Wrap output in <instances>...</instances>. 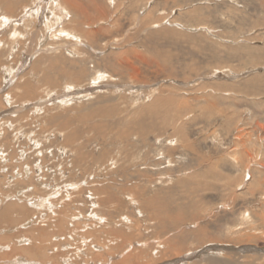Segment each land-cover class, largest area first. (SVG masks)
Segmentation results:
<instances>
[{
    "label": "rangeland",
    "instance_id": "374dc122",
    "mask_svg": "<svg viewBox=\"0 0 264 264\" xmlns=\"http://www.w3.org/2000/svg\"><path fill=\"white\" fill-rule=\"evenodd\" d=\"M12 5L13 18L7 25L0 22V122L8 130H0V168L23 172L31 167L35 176L0 175V197L13 195L24 202L51 198L57 206L50 207L52 213H61L57 218L65 226L51 236L57 233L56 245L76 264H264V0H12ZM18 34L28 38L22 49ZM82 54L89 58L79 62ZM120 54L136 67L137 81L130 77L132 69L124 68L117 80L95 73H104L101 59L116 61ZM41 56L42 68L57 60L55 76L60 67L72 64L85 67L86 76L71 83L57 78L55 88L39 83L38 91L21 101L20 78L28 73L29 82L37 84L29 72ZM6 93L12 104L4 102ZM18 113L35 115L9 127ZM41 165L47 176H39ZM8 180L14 182L5 187ZM152 205L170 218L180 212L183 220L162 230L146 216L156 210ZM29 208L33 218L21 229L42 226L45 231L52 228L45 226L48 221L56 224V217L48 220L50 208ZM5 227L10 228L5 234L18 236L14 225ZM92 240L98 248L91 246ZM131 253L132 263L124 262Z\"/></svg>",
    "mask_w": 264,
    "mask_h": 264
},
{
    "label": "bare ground",
    "instance_id": "6f19581e",
    "mask_svg": "<svg viewBox=\"0 0 264 264\" xmlns=\"http://www.w3.org/2000/svg\"><path fill=\"white\" fill-rule=\"evenodd\" d=\"M54 1V0H53ZM112 4V3H111ZM20 5V4H19ZM35 5V4H34ZM21 6V5H20ZM1 7H3V9H2V11H1V13H0V22H2V24H6L7 23V21L6 20H8V19H11V18H13V17H11L12 16V7H13V5H12V0H0V9H1ZM38 7V6H37ZM61 6L59 5L57 8H60ZM62 7H63V5H62ZM67 7V6H66ZM23 8V7H22ZM30 8V7H29ZM68 8V7H67ZM127 8H128V10L129 9H131L132 8V5H129V6H127ZM31 9H32V7H31ZM36 9V8H35ZM44 9V8H43ZM72 9V8H71ZM25 10V9H24ZM64 10V9H63ZM27 12V11H26ZM35 12V11H34ZM67 11L65 10V13H66ZM44 13V12H43ZM103 13V12H102ZM28 14H30V12L28 13ZM32 14H33V12H32ZM68 14V13H67ZM26 15V14H25ZM25 15H24V17H25ZM31 15V14H30ZM30 15H29V18H30ZM71 15V14H70ZM15 16V15H14ZM35 16V15H34ZM51 16V15H50ZM65 16V15H64ZM69 16V15H68ZM23 17V18H24ZM70 17V16H69ZM32 18V17H31ZM26 19V18H25ZM28 19V18H27ZM46 19V18H45ZM52 19V18H51ZM61 19V18H60ZM60 19H58V21L60 20ZM17 21V20H16ZM25 21V20H24ZM61 21V20H60ZM18 22V21H17ZM56 22H57V20H56ZM16 23V22H15ZM47 23H49L48 21H47ZM55 22L53 21V24H54ZM60 23V22H59ZM66 23H68V22H66ZM65 23V24H66ZM2 24L0 23V26H2ZM27 24V23H26ZM51 24V23H50ZM71 24V23H70ZM75 24H77V23H75ZM80 24V23H79ZM83 24V23H82ZM113 24L114 25H118V23H117V20H114L113 19ZM7 25V24H6ZM15 25V24H14ZM48 25V24H47ZM86 25V24H85ZM179 25V24H178ZM177 25V26H178ZM51 26H52V24H51ZM53 27V26H52ZM84 27V26H83ZM13 28V27H12ZM48 27H46V29H47ZM50 28V27H49ZM49 28H48V30H49ZM13 29H15V28H13ZM45 29V28H44ZM51 31L53 30V29H50ZM66 30V29H65ZM11 31V30H10ZM27 31V30H26ZM63 31V30H62ZM70 32V31H69ZM26 33V32H25ZM10 34V33H9ZM65 34V33H64ZM84 34V33H83ZM90 35H92V36H94V34H93V32H90L89 33ZM88 34V36H84V37H89L90 35ZM18 35H20L19 36V38H20V42H21V44H22V47H20L21 49L24 47L23 45L25 44V41H26V39H28V38H26V39H24V37L26 36V34H18ZM25 35V36H24ZM46 35V34H45ZM37 35H34L33 36V38H35ZM61 36V35H60ZM14 37H16V36H14ZM13 37V38H14ZM12 38V39H13ZM18 38V37H17ZM16 38V39H17ZM11 39V38H10ZM62 39H64V37L62 38ZM38 41L40 40L39 38L37 39ZM44 40V39H43ZM68 40V39H67ZM10 41H14V40H10ZM19 41V40H18ZM66 41V40H65ZM71 41H73V40H71ZM88 41H90V39L88 40ZM2 43V39H0V44ZM11 43V42H10ZM16 43V42H15ZM87 43V42H86ZM9 44V43H8ZM2 45V44H1ZM1 45H0V60H1V57H3V49H2V47H1ZM87 45V44H86ZM88 46V45H87ZM72 47V46H71ZM19 49V48H18ZM5 50V49H4ZM20 50V49H19ZM56 51V50H55ZM52 52V51H51ZM74 54H77L78 52H73ZM135 53V52H134ZM3 54V55H2ZM10 54V53H9ZM88 54V53H87ZM87 54H82L83 56L82 57H79L80 59L81 58H84V59H82V60H79V62H83V61H85V60H87V58H89V57H87L88 55ZM112 54V53H111ZM110 54V55H111ZM115 54V53H114ZM114 54H112V55H114ZM117 54V53H116ZM115 54V55H116ZM121 55V56H120ZM119 56L117 55V60L115 61V57L114 58H112V60L111 61H108V60H106L105 62H103V60L101 59V61H102V65H103V68L101 69L99 66H98V64H97V69L98 68H100L101 69V71H103L104 73H101L100 71H96V69H95V73H97V74H101V75H105L106 77H109L110 79H114V80H117V79H120V78H122L121 76H123L124 75V71H122V70H124V68H126V69H132V70H134V72L132 73V74H130V77L132 78V79H134V81L136 80L137 81V75H138V71H137V69H136V67L135 66H133L129 61H127V59L123 56V54H120ZM54 56V55H53ZM6 57V56H5ZM43 56H41V57H39L38 59H36V61H34V63H32L31 64V67H30V74H31V76H33L34 78H36V80H37V84L36 83H34V84H36V85H34V84H32L31 82H29V80L27 79V78H30L29 77V75H28V73L26 74H24V76L22 75V78H20L22 81H23V84L22 85H20V83H19V85L21 86L20 87V89H21V93L20 94H22V96H20L21 98H22V100L21 101H23V99H25L24 98V95L25 96H29V95H31V94H35L38 90L37 89H39L38 88V86H40V85H52V87H54L55 88V86H58V84H60L58 81H56L57 80V78H63L64 80H65V83H66V81L67 80H69L70 79V83L72 82V81H76V82H82V80H83V78L86 76V68L85 67H82L81 65H73L72 64V67L71 68H68V69H66V68H64V67H60V71H57V75L55 76V75H53L52 74V72L54 71V69H55V65H56V62H57V60L56 59H53V60H55V61H52V60H49V66L48 67H46V68H42L41 66H40V63L43 61L42 58ZM50 58H52L51 56H49ZM6 61V60H5ZM70 61V60H69ZM3 62V61H2ZM69 63V62H68ZM42 64V63H41ZM118 64V69L117 68H115L114 66L115 65H117ZM84 65V64H83ZM1 66H3V63H1V61H0V67ZM65 66V65H64ZM74 66V67H73ZM76 68H77V70H76ZM26 72V71H25ZM132 72V71H131ZM41 76V77H40ZM94 77V76H93ZM129 77V78H130ZM104 78V77H103ZM130 78V79H131ZM95 79H100L99 77H97V78H95ZM140 79V78H139ZM19 80V79H18ZM88 80H90V78L88 79ZM101 80V79H100ZM113 80V81H114ZM22 81H21V83H22ZM31 81V80H30ZM103 81V80H102ZM111 81V80H110ZM133 81V82H134ZM140 81H141V79H140ZM34 82V81H33ZM36 82V81H35ZM56 82V83H55ZM115 82V81H114ZM39 83H40V85H39ZM91 83V82H90ZM99 83V85H100V82H98ZM56 84V85H55ZM74 84V83H73ZM76 84V83H75ZM66 85V84H65ZM83 85V84H82ZM18 86V85H17ZM77 86V85H76ZM44 87V86H43ZM47 87H49V86H47ZM66 88V87H65ZM41 89V88H40ZM49 89H51V88H49ZM73 89V88H72ZM34 90H36V91H34ZM43 90V89H42ZM69 90V89H68ZM67 90V91H68ZM20 91V90H19ZM47 92V91H46ZM13 94V93H12ZM11 94V95H12ZM49 94V93H48ZM15 95L16 94H14V96L13 97H15ZM19 95V94H18ZM4 97V96H3ZM9 97V94L8 93H6V95H5V99H4V102L6 101V103H11V101H10V99L8 98ZM12 97V98H13ZM19 97V99H21ZM33 97H34V95H33ZM36 97V96H35ZM34 97V98H35ZM33 98V99H34ZM169 98H171L170 96H169ZM18 99V100H19ZM37 99H38V96H37ZM36 99V100H37ZM179 99V98H178ZM13 100V99H12ZM18 100H16V102H17V104L18 103H20V102H18ZM27 100V99H26ZM29 100V99H28ZM31 100H32V98H31ZM30 100V101H31ZM35 100V99H34ZM64 100V99H63ZM155 100H157V99H155ZM173 100H174V98H173ZM173 100H172V103H173ZM176 100V99H175ZM20 101V100H19ZM14 102V101H13ZM12 102V103H13ZM29 102V101H28ZM41 102V101H40ZM171 102V101H170ZM2 103H3V101H2ZM11 103V104H12ZM39 103V102H38ZM15 104V103H14ZM16 104V105H17ZM25 104V103H24ZM119 104V103H118ZM171 103H167L166 105H170ZM22 105V104H21ZM21 105H18L19 107L21 106ZM27 105V104H26ZM11 106V105H10ZM156 106V105H155ZM163 106V105H162ZM165 106V105H164ZM163 106V107H164ZM5 107V106H4ZM9 107V106H8ZM18 107V108H19ZM145 107V106H144ZM171 107V106H170ZM169 107V108H170ZM0 108H2V107H0ZM152 108V107H151ZM164 108H166V107H164ZM3 109V108H2ZM38 109H39V107H38ZM156 109V108H155ZM171 109V108H170ZM36 110V109H35ZM34 110V111H35ZM46 110V109H45ZM6 111V110H5ZM14 111V110H13ZM17 111V110H16ZM15 111V112H16ZM19 111V110H18ZM31 111H32V109H31ZM34 111H32L33 113H34ZM170 111V110H169ZM21 113V112H20ZM46 113V112H45ZM16 116H17V114H15ZM33 115H35V114H33ZM33 115H29L28 113H26V114H21L20 115V117H19V113H18V119H16V120H10L11 122H10V124H8V126L9 127H11L12 125H11V123H13V121H19L20 122V124H21V122H22V120L23 119H31V120H33ZM37 115V114H36ZM39 115V114H38ZM38 115H37V117H38ZM15 116V117H16ZM36 117V116H35ZM40 117V116H39ZM46 115L44 116V118L46 119ZM87 117V116H86ZM13 118V117H12ZM50 118V117H49ZM15 119V118H14ZM40 119H41V121L40 122H42V118L40 117ZM52 119L54 120V117H51L50 119H48V120H51L52 121ZM66 119V118H65ZM139 119V118H138ZM9 120V119H8ZM7 120V121H8ZM37 120H39V118L37 119ZM36 120V121H37ZM44 121V120H43ZM51 121H50V123H51ZM55 121V120H54ZM59 121V120H58ZM18 122V123H19ZM26 122H28V120H26ZM134 122V121H133ZM132 122V123H133ZM136 122V121H135ZM25 123V122H24ZM39 123V122H38ZM38 123H36V124H38ZM53 123V122H52ZM137 123V122H136ZM6 124V122L5 121H2V122H0V130H3V131H8L7 129H4L2 126L3 125H5ZM42 124V123H41ZM44 124V123H43ZM42 124V126H44ZM139 124V123H138ZM141 124H142V122H141ZM147 124V123H146ZM16 125H18V124H16ZM26 125H27V123H26ZM26 125H25V129H26ZM29 125V124H28ZM62 125V124H61ZM127 125V124H126ZM151 125V124H150ZM163 125H164V123H163ZM24 126V125H23ZM41 126V125H40ZM129 126V125H128ZM153 126V125H152ZM151 126V127H152ZM45 127V126H44ZM50 127H52V126H50ZM93 127V126H92ZM137 127H139V126H137ZM21 127L20 126H17V127H15L14 129L16 130L17 129V131L18 130H21L20 129ZM31 128V127H30ZM42 128V127H41ZM60 128V127H59ZM62 128V127H61ZM66 128V127H65ZM140 128V127H139ZM63 129V128H62ZM127 129H128V127H127ZM126 129V131H128ZM23 130V129H22ZM42 130V129H41ZM49 130V129H48ZM60 130V129H59ZM88 130V129H87ZM140 130V129H139ZM146 130H148V129H146ZM146 130L145 131H143V132H145L146 133ZM156 130V129H155ZM29 131V130H28ZM33 131V130H32ZM56 131H57V129H56ZM66 131V130H65ZM68 131V130H67ZM131 131H132V129H131ZM134 131H135V129H134ZM149 131H150V129H149ZM44 132V131H43ZM52 132V131H51ZM74 132H75V130H74ZM125 132V131H124ZM124 132H122L123 134H124ZM142 133V131H138V133ZM34 133V132H33ZM32 133V134H33ZM50 133V132H49ZM55 133H57V132H55ZM54 133V134H55ZM59 133V136H60V132H58ZM61 133H63L62 131H61ZM69 133V132H68ZM76 133H78V131L76 132ZM150 132H148V134H149ZM18 134H20V133H18ZM41 134V133H40ZM51 134V133H50ZM66 134H67V132H66ZM71 135H72V133H70ZM74 134V133H73ZM126 134V133H125ZM132 134V133H131ZM144 134V133H143ZM33 135H35V134H33ZM36 135H37V133H36ZM45 135H47L46 134V132H45ZM77 135H79V134H77ZM81 135V134H80ZM106 135V134H105ZM118 135V134H117ZM142 134H140V136H141ZM146 135H147V133H146ZM145 134H144V137L146 136ZM24 136V135H23ZM25 136H26V134H25ZM40 136H42V135H40ZM40 136H38V137H40ZM67 136H68V134H67ZM121 136V135H120ZM123 136V135H122ZM121 136V137H122ZM135 136V135H134ZM139 136V137H140ZM160 136V135H159ZM2 137V136H1ZM55 137H57V136H55ZM65 137V136H64ZM77 137H79V136H77ZM120 137V138H121ZM125 136H123V138H124ZM69 138V137H68ZM73 138V137H72ZM76 138V137H75ZM74 138V139H75ZM146 138V137H145ZM4 138H2V140H3ZM29 139V138H28ZM58 139V138H57ZM56 139V140H57ZM63 139V138H62ZM70 139V138H69ZM79 139V138H78ZM77 139V140H78ZM88 139V138H87ZM104 139V138H103ZM38 142H39V140L38 139H36ZM47 140V139H46ZM55 140V141H56ZM67 140V139H66ZM123 140H125V139H123ZM128 140V139H127ZM142 140H144V139H142ZM159 140V139H158ZM20 141V140H19ZM30 141V140H29ZM35 141V140H34ZM64 141V140H63ZM72 141H73V139H72ZM91 141V140H90ZM105 141V140H104ZM38 142H36V143H38ZM43 142V141H42ZM68 142V141H67ZM74 142H75V140H74ZM87 142H89V141H87ZM11 143H13V142H11ZM49 143V142H48ZM65 143L66 142H64V146H65ZM77 143V142H76ZM90 143V142H89ZM128 143V142H127ZM34 144H35V142H34ZM52 144H54V143H52ZM51 144V145H52ZM67 144V143H66ZM75 144V143H74ZM78 144V143H77ZM81 144V143H80ZM85 144V143H84ZM143 144V143H142ZM4 145V144H3ZM22 145V144H21ZM24 145H25V143H24ZM40 145V144H39ZM43 145V144H42ZM49 145V144H48ZM127 145V144H126ZM41 146V145H40ZM61 146H63V145H61ZM67 146H71V143H70V145H67ZM83 146V145H82ZM87 146V145H86ZM49 147V146H48ZM83 147H85V146H83ZM38 148H40V147H38ZM42 148V147H41ZM66 148V147H65ZM69 148V147H68ZM67 148V149H68ZM74 148V147H73ZM37 149V148H36ZM46 149H50V147L49 148H45V149H42L43 151L44 150H46ZM71 149V148H70ZM78 150V148L76 147L75 148V150ZM41 150V151H42ZM138 150V149H137ZM142 150V149H141ZM174 150V149H173ZM47 151V150H46ZM122 151V150H121ZM139 151V150H138ZM38 152V154L40 153V151H37ZM50 152V151H49ZM66 152V151H65ZM75 152V151H74ZM80 152V151H79ZM88 152V151H87ZM140 152V151H139ZM142 152V151H141ZM31 153V152H30ZM43 153V152H42ZM54 153V152H53ZM76 153V152H75ZM28 154V153H27ZM47 154V153H46ZM55 154V153H54ZM65 154V153H64ZM67 154V153H66ZM80 154V153H79ZM86 154V153H85ZM92 154V153H91ZM203 154V153H202ZM21 155V154H20ZM24 155H25V153H24ZM32 155H34V154H32ZM74 155H76V154H74ZM139 155V154H138ZM160 155V154H159ZM173 155V154H172ZM31 156V155H30ZM37 157L39 156V155H36ZM134 156V155H133ZM164 156H166V155H164ZM28 157V156H27ZM26 157V158H27ZM35 157V156H34ZM46 157V156H45ZM67 157V156H66ZM26 158H24V159H26ZM40 158V157H39ZM70 158H72V157H70ZM134 158H136V157H134ZM21 159V158H20ZM33 159V158H32ZM102 159V158H101ZM100 159V160H101ZM3 160L4 159H1L0 161L1 162H3ZM50 160H51V158H50ZM80 160V159H79ZM125 160V159H124ZM145 160V159H144ZM23 161V160H22ZM32 161V160H31ZM48 161H49V159H48ZM106 161V160H105ZM145 161H147V160H145ZM53 162V161H52ZM69 162H70V160H69ZM78 162H80V161H78ZM130 162V161H129ZM132 162V161H131ZM45 163V162H44ZM48 163V162H47ZM74 163L76 164V162L74 161ZM93 163V162H92ZM102 164H103V162H101ZM24 164V163H23ZM30 164H32V162H30ZM75 164H73V165H75ZM132 164V163H131ZM169 164V163H168ZM77 165V164H76ZM137 165V164H136ZM23 166V165H22ZM34 166V165H33ZM48 166V165H47ZM55 166H56V164H55ZM58 166H59V164H58ZM65 166V165H64ZM71 167H72V165H70ZM69 166V167H70ZM79 166V167H78ZM132 166H134V165H132ZM42 167V165L41 166H37V168H36V170L37 171H39V176L41 177V176H44L45 175V173L46 172H44V170H43V167H42V170H40V168ZM53 167V166H52ZM66 167L67 166H65L64 168L66 169ZM74 167V166H73ZM77 167L78 168H80V163H79V165H77ZM86 167V166H85ZM88 167V166H87ZM33 168V167H32ZM62 168V167H61ZM82 168V167H81ZM103 168V167H102ZM105 168V167H104ZM103 168V169H104ZM46 169V168H45ZM48 169V168H47ZM52 169H55V168H52ZM63 169V168H62ZM77 169V168H76ZM83 169V168H82ZM89 169H90V167H89ZM109 169H110V167H109ZM112 169V168H111ZM134 169V168H133ZM14 169H12V171H9V169H7V170H5V167L4 168H0V175H2V176H5V177H9V178H11V179H15V178H19V176H35V173H34V171H33V173H32V170H31V167L30 168H24L22 171L23 172H21V171H16V170H14ZM49 170V169H48ZM57 170V169H56ZM64 170V169H63ZM73 170H75V168H73ZM88 171V169H84L83 171ZM91 170V169H90ZM94 170H95V168H94ZM99 170V169H98ZM51 171V170H50ZM70 171H71V168H70ZM78 171V170H77ZM81 171V170H80ZM80 171H78V172H80ZM103 171H105V170H103ZM123 171V170H122ZM49 172V171H48ZM47 172V173H48ZM59 172V171H58ZM68 172H69V170H68ZM72 172V171H71ZM75 172V171H74ZM89 172V171H88ZM93 172V171H92ZM108 172V170L106 171V173ZM112 172V171H111ZM3 173H5V175L3 174ZM61 173H62V171H61ZM81 173V172H80ZM85 173V172H84ZM101 173V172H100ZM108 173H110V172H108ZM33 174V175H32ZM54 174H56V173H54ZM60 174V173H59ZM71 174V173H70ZM86 174V173H85ZM88 174V173H87ZM95 174H97V173H95ZM105 174V173H104ZM112 174V173H111ZM114 174V173H113ZM49 175V174H48ZM61 175H63V174H61ZM73 175V174H72ZM90 175H92V174H90ZM89 175V176H90ZM94 175V174H93ZM98 176H99V174H97ZM45 176H47V175H45ZM64 176V175H63ZM82 176V175H81ZM103 176V175H102ZM70 177V176H69ZM72 177V176H71ZM34 178V177H33ZM65 178V177H64ZM143 178V177H142ZM20 179V178H19ZM22 179V178H21ZM24 179V178H23ZM28 179V178H27ZM42 179V178H41ZM43 179H44V177H43ZM82 179V178H81ZM80 179V180H81ZM30 180H32V179H30ZM38 180V179H37ZM16 181V180H15ZM19 181V180H18ZM79 181V180H78ZM77 181V182H78ZM114 181V180H113ZM11 182H14L13 180H8V181H6V183H4L3 185H5V187H8L9 186V184L11 183ZM33 182H34V180H33ZM66 182V181H65ZM99 182V181H98ZM101 182V181H100ZM115 182V181H114ZM128 182V181H127ZM17 184H18V182H16ZM29 183V182H28ZM39 183V182H38ZM42 183V182H41ZM41 183H39V184H41ZM95 183V182H94ZM93 183V184H94ZM34 184V183H33ZM37 184V183H36ZM46 184V183H45ZM70 184V183H69ZM76 184V183H75ZM101 184V183H100ZM103 184V183H102ZM26 185V184H25ZM31 185V184H30ZM90 185H92V184H90ZM97 185H98V183H97ZM110 185V184H109ZM120 185V184H119ZM29 185H27V187H28ZM32 186V185H31ZM93 186V185H92ZM100 186V185H99ZM35 187V186H34ZM60 187V186H59ZM86 187V186H85ZM101 187V186H100ZM120 187H121V185H120ZM24 188V187H23ZM36 188V187H35ZM38 188V187H37ZM36 188V189H37ZM94 188L96 189V187L94 186ZM112 188V187H111ZM40 189V188H39ZM80 189V188H79ZM108 189V188H107ZM114 189V188H113ZM29 190V189H28ZM27 190V191H28ZM46 190V189H45ZM0 191H1V186H0ZM39 191V190H38ZM42 191V190H41ZM41 191H39V193H41ZM50 192V191H49ZM69 192V191H68ZM71 192V191H70ZM69 192V193H70ZM72 192H74L73 190H72ZM71 192V193H72ZM80 192V191H79ZM99 192V191H98ZM2 193V192H1ZM35 193V192H34ZM52 193V192H51ZM67 193V192H66ZM68 193V194H69ZM5 194V193H4ZM19 194V193H18ZM50 194V193H49ZM81 194V193H80ZM91 194V193H90ZM3 195V194H2ZM46 195V194H45ZM48 195V194H47ZM64 195H67V194H64ZM61 196V195H60ZM92 196V195H91ZM13 197V195L12 196H10V195H8V194H5L3 197H0V264H76V262H71V259H70V257H72V256H65V254L62 252V250H61V248H62V246L58 243L57 245H56V242L57 241H55L56 239H54L55 237H57V233H56V235L54 234L53 236H51V234H53L54 233V231H58V234H60V233H62L63 231H64V228H65V226H64V221H63V219L61 218V217H63L62 215H61V213H52V212H54L53 210L54 209H51L50 207H57V206H55V204L54 203H52L51 202V198L50 199H44V200H40L39 199V197H41V196H39L38 197V201H34L33 199H31V200H33V201H29V200H27L26 198V200H25V202H24V200H20V199H16V198H12ZM36 197V196H35ZM78 197V196H77ZM101 197V196H100ZM24 198V197H23ZM22 198V199H23ZM30 198V197H29ZM32 198V197H31ZM37 198V197H36ZM44 198V197H43ZM42 198V199H43ZM61 198V197H60ZM63 198V197H62ZM61 198V199H62ZM102 198V197H101ZM60 199V200H61ZM70 199H72V198H70ZM69 199V200H70ZM75 199V198H74ZM93 199H95V198H93ZM107 199H110V198H107ZM55 200V199H54ZM112 200V199H111ZM110 200V201H111ZM120 200V199H119ZM57 201V200H56ZM71 201V200H70ZM73 201V200H72ZM95 201V200H94ZM99 201V200H98ZM105 201V200H104ZM109 201V202H110ZM142 201V200H141ZM62 202H63V200H62ZM77 202V201H76ZM75 202V203H76ZM151 202H153V201H151ZM26 203H28V204H26ZM65 203V202H64ZM68 203V202H67ZM74 203V204H75ZM92 203V202H91ZM94 203V202H93ZM101 203V202H100ZM66 204V203H65ZM144 204V203H143ZM147 204V203H146ZM145 204V205H146ZM57 205V204H56ZM60 205V204H59ZM63 204H61V206H62ZM67 205V204H66ZM98 205V204H97ZM148 205L149 204H147V207L146 208H148ZM133 206V205H132ZM138 206V205H137ZM144 206V205H143ZM153 206V205H152ZM152 206H150V207H152ZM29 207H31L32 209H34L33 207H35V208H41V207H48V208H50V213H52L53 215L51 216L50 214V217H49V219L48 220H51L52 218L54 219L55 217V219H56V224H55V222L54 223H51V224H49L48 222L45 224V226H50V227H52L51 228V230L48 228V230H43L44 228H42V226L40 227L39 226V228H37V230H32V229H30V228H27V230L26 231H28V232H26L25 230H24V228L23 229H21V227H25V221H27V219L28 220H30L31 218H33V217H31V216H28L29 215V213H28V210L30 209ZM62 207H64V206H62ZM154 207V206H153ZM152 207V209L151 210H153L154 208L156 209V207H154L153 208ZM67 208V207H66ZM118 208V207H117ZM145 208V207H144ZM160 208V207H159ZM57 209V211H58V208H56ZM56 209H55V211H56ZM68 209V208H67ZM71 209H73V208H71ZM97 209V208H96ZM141 210H142V208H140ZM149 209L150 208H148L147 210L149 211ZM31 210V209H30ZM35 210H37V209H35ZM70 210V209H69ZM74 210V209H73ZM73 210H70V211H73ZM61 211H62V208H61ZM65 211V210H64ZM67 212H68V210H66ZM145 211V210H144ZM144 211H142V212H144ZM31 212V211H30ZM32 212H33V210H32ZM31 212V213H32ZM79 211H77L76 213H78ZM94 212V211H93ZM93 212H91V213H93ZM49 213V212H48ZM80 213V212H79ZM59 214L61 215V217L60 218H57V217H59ZM63 214V213H62ZM68 214V213H67ZM75 214V213H74ZM94 214V213H93ZM92 214V215H93ZM95 214H96V212H95ZM94 214V215H95ZM148 214V213H147ZM150 215H146V216H149L150 217V219L153 221H157V227L158 228H160V229H162V228H165V226H168L170 223H172V222H174L175 220H179V219H181V220H183L182 218L183 217H181V214L182 213H178V217L176 218H170V216H168L167 215V213L166 212H163V211H160V210H158V209H156V210H154L153 212H151V213H149ZM47 215V214H46ZM49 215H47V216H49ZM63 215H65V213L63 214ZM81 215V214H80ZM35 216V215H34ZM39 216H40V214H39ZM68 216V215H67ZM71 216V215H70ZM70 216H68V217H70ZM80 217V216H79ZM104 217V216H103ZM126 217V216H125ZM145 217V216H144ZM66 218V217H65ZM70 218H72V217H70ZM53 219L51 220V221H53ZM67 219V218H66ZM65 219V220H66ZM74 219H75V215H74ZM116 219V218H115ZM114 219V220H115ZM126 219H128V217L126 218ZM149 219V218H148ZM46 220H47V218H46ZM112 220V219H111ZM55 221V220H54ZM67 221V220H66ZM94 221V220H93ZM125 221V220H124ZM127 221V220H126ZM150 221V220H149ZM151 221V222H152ZM153 221V222H154ZM196 221V220H195ZM24 222V223H23ZM68 222V221H67ZM117 222V221H116ZM177 222V221H176ZM182 222V221H181ZM79 223V222H78ZM193 223V222H192ZM195 223V222H194ZM193 223V224H194ZM196 223H197V221H196ZM80 224V223H79ZM105 224V223H104ZM116 224V223H115ZM115 224H114V226H115ZM119 224V223H118ZM124 224H126V223H124ZM128 224V223H127ZM166 224V225H165ZM10 225H14L15 227V229L14 230H16V232H17V234H18V236H16L15 235V237L16 238H14V237H10V236H8L7 234H5V232H7V231H9L10 230V228L8 227V226H10ZM76 225V224H75ZM121 225V224H120ZM129 225V224H128ZM155 225V224H154ZM181 225V224H180ZM196 225V224H195ZM5 227V226H7L8 228H2V227ZM70 226V225H69ZM85 226V225H84ZM93 226H96V225H93ZM107 226V225H106ZM140 226V225H139ZM183 226V225H182ZM38 227V226H37ZM75 227V226H74ZM99 227V226H98ZM102 227V226H101ZM105 227V226H104ZM108 227V226H107ZM113 227V226H112ZM126 227V226H125ZM133 227V226H132ZM131 227V228H132ZM199 227V226H198ZM19 228V229H18ZM34 228V227H33ZM95 228V227H94ZM106 228V227H105ZM109 228V227H108ZM111 228V227H110ZM124 228V227H123ZM134 228V227H133ZM13 229H12V231H13ZM57 229V230H56ZM75 229H76V227H75ZM80 229H82V227L80 228ZM104 229V228H103ZM129 227H128V231H129ZM136 229V228H135ZM138 229V228H137ZM140 229V228H139ZM179 229V228H178ZM70 230H72L71 229V227H70ZM86 230V229H85ZM94 230V229H93ZM105 230V229H104ZM109 230V229H108ZM107 230V231H108ZM112 230V229H111ZM111 230H109V231H111ZM120 230H121V228H120ZM162 230H165V229H162ZM66 231H67V228H66ZM68 231H69V229H68ZM97 231V230H96ZM106 231V232H107ZM113 231V230H112ZM121 231H123V230H121ZM200 230H198V231H196V232H199ZM203 231V230H202ZM51 232V233H50ZM60 232V233H59ZM95 232V231H94ZM105 232V233H106ZM171 232V231H170ZM178 232V231H177ZM66 233H68L67 235L68 236H70L69 235V233L70 232H66ZM73 233V232H72ZM89 233H91V232H89ZM96 233V232H95ZM102 233H104V232H102ZM109 233V232H108ZM122 233V232H121ZM120 232L119 233H113V235L114 236H116V235H120L121 234ZM142 233V232H141ZM201 233V232H200ZM65 234V233H64ZM75 233H73V235H74ZM77 234V233H76ZM75 234V235H76ZM78 234H80V233H78ZM99 234V233H98ZM109 234H111V233H109ZM127 234V233H126ZM48 235L50 236V238L48 237ZM66 235V234H65ZM95 234H93V236H94ZM97 235V234H96ZM105 235V234H104ZM103 235V237H105ZM124 235V234H123ZM189 235V232L186 234H184V233H182V239H187L186 237ZM12 236H13V234H12ZM68 236H66V237H68ZM81 236H82V234H81ZM100 236H102V234L100 235ZM140 236V235H139ZM59 237V236H58ZM61 237H63L62 235H61ZM91 237H92V235H91ZM97 237H98V235H97ZM96 237V238H97ZM111 238H112V236H110ZM125 237V236H124ZM127 237V236H126ZM119 238V237H118ZM151 238V237H150ZM54 239V240H53ZM58 239V238H57ZM67 239V238H66ZM83 239V238H82ZM93 239H95V238H93ZM98 239H99V237H98ZM103 239V238H102ZM107 239V238H106ZM116 239H117V237H116ZM121 239H124L123 237L121 238ZM126 239V238H125ZM139 239V238H138ZM166 239H169V238H167L166 237ZM59 240H60V237H59ZM70 240V239H69ZM76 240V239H75ZM90 239H88V241H89ZM120 239H117V241H119ZM131 240V239H130ZM134 240H136L135 238H134ZM74 241V240H73ZM95 241V240H94ZM106 240H104V242H105ZM114 241V240H113ZM133 241V240H132ZM144 241V240H143ZM166 241V240H165ZM174 241V240H173ZM64 242V241H63ZM62 242V243H63ZM67 242H69V241H67ZM81 242V241H80ZM97 242H98V240H97ZM157 242V241H156ZM168 242V241H167ZM92 243L93 244H91V246H93V247H96L97 246V244H95V242H93V240H92ZM110 243H112L111 241H110ZM114 243V242H113ZM128 243H129V239H128ZM140 243V242H139ZM163 243H165V242H163ZM169 243V242H168ZM68 244V243H67ZM131 244V243H130ZM89 245V244H88ZM118 245H119V243H118ZM123 245V244H122ZM144 245H146V244H144ZM149 245H150V243H149ZM166 245V244H165ZM168 245V244H167ZM100 246V245H99ZM120 246V245H119ZM142 246V245H141ZM171 246V245H170ZM90 247V246H89ZM113 247H114V245H113ZM124 247V246H123ZM129 247V246H128ZM163 247H165V246H163ZM65 248H67V247H65ZM74 248V247H73ZM97 248H98V246H97ZM120 248H122V246L120 247ZM126 248H127V246H126ZM132 248H134V246L132 247ZM131 248V249H132ZM141 248V247H140ZM59 249L61 250V252H59ZM102 249V248H101ZM129 249V248H128ZM128 249H125V251L126 250H128ZM145 249H146V247H145ZM150 249V248H149ZM147 250V251H150V250ZM54 250H56L55 251V254H53L52 252L54 251ZM57 250H58V252H57ZM121 250V249H120ZM141 250V249H140ZM50 252V256L49 255H45V252ZM73 251V250H72ZM100 251V250H99ZM104 251V250H103ZM102 251V252H103ZM109 251V250H108ZM114 251V250H113ZM129 251V250H128ZM131 251V250H130ZM138 251H139V248H138ZM167 251V250H166ZM47 252V253H48ZM118 252H120V251H118ZM124 252V251H123ZM133 252L136 254H138L137 255V258L139 257V253L137 252V251H134L133 250ZM132 252V253H133ZM159 252V251H158ZM189 252V251H188ZM59 253V254H58ZM105 253H107V252H105ZM122 253V252H121ZM125 253V252H124ZM123 253V254H124ZM127 253V252H126ZM132 253L129 255V256H127V257H125V259H124V262L126 261V260H128V259H130L131 260V263H132V259H131V257L133 256V255H135V254H133L132 255ZM145 253H146V250H145ZM150 253H151V251H150ZM156 253H157V251H156ZM113 254H115L114 252H113ZM113 254H111V255H113ZM142 254H144V253H142ZM53 255V256H52ZM67 255H69V253L67 254ZM94 255V254H93ZM93 255H92V257H93ZM103 255V254H102ZM121 255V254H120ZM132 255V256H131ZM27 256V257H26ZM52 256V257H51ZM105 256V255H104ZM141 256V255H140ZM146 256V255H145ZM149 256V255H148ZM95 257V256H94ZM109 257V256H108ZM113 257V256H112ZM130 257V258H129ZM136 257V256H135ZM86 258V257H85ZM104 258V257H103ZM111 258V257H110ZM141 258H143V257H141ZM146 258H148L149 259V257H146ZM72 259H73V257H72ZM84 260V259H83ZM89 260H90V256H89ZM107 260V259H106ZM111 261H112V258L110 259ZM146 260V259H145ZM144 260V261H145ZM67 261V262H66ZM84 261H86V260H84ZM90 261H92V259L90 260ZM120 261V260H119ZM64 262H66V263H64ZM83 262V261H82ZM102 262V261H101ZM122 262H123V260H122ZM122 262H120V264H122ZM130 262V261H129ZM128 262V263H129ZM134 262H136L137 263V261H134ZM141 262V261H140ZM86 263H88V261L86 262ZM92 263V262H91ZM98 264L100 263V261L99 262H97ZM127 263V262H126ZM101 264V263H100ZM110 264V263H109Z\"/></svg>",
    "mask_w": 264,
    "mask_h": 264
}]
</instances>
